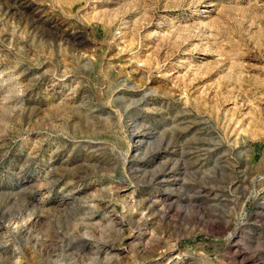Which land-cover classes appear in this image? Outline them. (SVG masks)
<instances>
[{
	"label": "rangeland",
	"instance_id": "rangeland-1",
	"mask_svg": "<svg viewBox=\"0 0 264 264\" xmlns=\"http://www.w3.org/2000/svg\"><path fill=\"white\" fill-rule=\"evenodd\" d=\"M0 264H264V0H0Z\"/></svg>",
	"mask_w": 264,
	"mask_h": 264
}]
</instances>
